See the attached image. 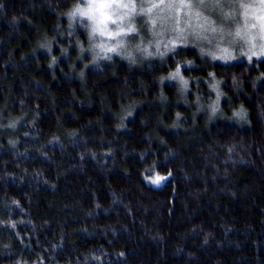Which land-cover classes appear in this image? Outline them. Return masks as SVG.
Masks as SVG:
<instances>
[{
  "label": "trees",
  "instance_id": "16d2710c",
  "mask_svg": "<svg viewBox=\"0 0 264 264\" xmlns=\"http://www.w3.org/2000/svg\"><path fill=\"white\" fill-rule=\"evenodd\" d=\"M75 1L0 0V264H264V59L97 60Z\"/></svg>",
  "mask_w": 264,
  "mask_h": 264
},
{
  "label": "rangeland",
  "instance_id": "374dc122",
  "mask_svg": "<svg viewBox=\"0 0 264 264\" xmlns=\"http://www.w3.org/2000/svg\"><path fill=\"white\" fill-rule=\"evenodd\" d=\"M125 2L129 7L118 10L119 18L113 15L117 22H109L103 35L99 31L103 25L99 24L98 20L81 17L77 12V8L88 7V0H76L70 13H67L71 26L77 22L89 26L86 28L85 44L87 51L97 60L102 57L105 60L121 57L133 63H139L143 58L146 62H160L172 52H184L188 48L195 49L200 55L220 63L264 59V55H259L264 52V19H257V16L264 17V4L261 0H223L224 6L215 10L210 7L207 10L185 7L182 6L181 0H163L162 3L161 0ZM132 4L136 7H132ZM157 4L158 7H153ZM73 13L75 15H72ZM227 14L230 16L225 18ZM90 15L99 17V12L94 9ZM94 27L97 29L95 33L92 31ZM130 28H135L136 31L131 32ZM97 44H102L103 47H97ZM109 48H114L115 51H108ZM193 64L194 59L180 54L167 80L178 82L183 87L189 86L191 80L182 69ZM178 66L179 75L173 78ZM184 81H187L186 85ZM194 83L197 86L199 84Z\"/></svg>",
  "mask_w": 264,
  "mask_h": 264
},
{
  "label": "snow or ice",
  "instance_id": "6c2138e0",
  "mask_svg": "<svg viewBox=\"0 0 264 264\" xmlns=\"http://www.w3.org/2000/svg\"><path fill=\"white\" fill-rule=\"evenodd\" d=\"M162 2L163 0H161V3ZM181 3H182V6H185V7H189V8L200 7L205 10H207L209 7L215 10L217 8H222L224 6L223 0H195V2H192V0H188V2H186V0H181ZM261 3L264 4V0H261ZM131 6L136 7L135 4H132ZM158 6H159L158 4L153 5V7H158ZM125 7H129V4L126 3L125 0H88V7L87 8H77V12L79 13L81 17L87 16L90 19L98 20V23L103 25V27L99 29V31L103 35L106 30L107 24L109 22L113 24L117 22L116 19H113V15H116L117 18H119L118 10L120 8H125ZM94 9L99 12V17H97L96 15H90V12ZM141 11H143L142 5H141ZM148 11L150 12L151 8H149ZM72 15H75V13H73ZM197 16H199V13H197ZM228 16H230V14H227L225 18H228ZM257 19H264V17L257 16ZM253 27H256V25H253ZM96 31L97 29L94 27L93 32L95 33ZM129 31L135 32L136 30L135 28H130ZM213 31H215V29H213ZM239 35L240 33L238 31L237 36ZM107 50L115 51L114 48H109ZM253 54L256 55V53H253ZM259 55H264V52L260 53ZM179 72H180V67L178 66L173 78L179 75ZM184 83L186 85L187 81H184ZM212 111L213 113H215L216 107H213ZM238 115H243V113H239ZM162 179H166V178L157 177L156 180L153 181V183H159Z\"/></svg>",
  "mask_w": 264,
  "mask_h": 264
},
{
  "label": "clouds",
  "instance_id": "9594fccd",
  "mask_svg": "<svg viewBox=\"0 0 264 264\" xmlns=\"http://www.w3.org/2000/svg\"><path fill=\"white\" fill-rule=\"evenodd\" d=\"M71 18V17H70ZM69 26H71V25H69ZM89 26L88 25H85V28H88ZM92 31H93V29H92ZM44 47H49L50 45L49 44H45V45H43ZM97 47H102L103 45L102 44H97L96 45Z\"/></svg>",
  "mask_w": 264,
  "mask_h": 264
}]
</instances>
